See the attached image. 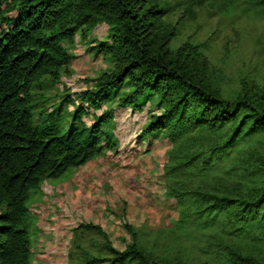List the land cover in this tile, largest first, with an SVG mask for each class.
Wrapping results in <instances>:
<instances>
[{
  "label": "trees",
  "instance_id": "16d2710c",
  "mask_svg": "<svg viewBox=\"0 0 264 264\" xmlns=\"http://www.w3.org/2000/svg\"><path fill=\"white\" fill-rule=\"evenodd\" d=\"M246 3L264 7V0ZM177 5L0 0V264H32L26 227L30 192L99 154L103 141L115 147L104 129L109 110L88 125L81 118L108 103L124 83L130 90L120 94L118 105L139 109L143 98L156 96L162 106L139 137L161 135L171 145L162 175L164 194L175 200L178 213L168 236L201 238L219 264H264V76L261 81L242 76L227 92L204 43L186 40L171 48L181 19L195 12L191 1L176 20L167 21ZM101 20L111 24L110 43L96 48L114 60L112 69L97 76L93 87L67 94L68 104L75 99L78 104L65 120L36 114L33 86L55 83L75 58L61 43L73 41L79 28L86 37ZM123 227L131 242L119 250L99 225L79 224L82 232L103 237L104 251L68 264H187L179 253L158 254L148 247L130 223Z\"/></svg>",
  "mask_w": 264,
  "mask_h": 264
},
{
  "label": "rangeland",
  "instance_id": "374dc122",
  "mask_svg": "<svg viewBox=\"0 0 264 264\" xmlns=\"http://www.w3.org/2000/svg\"><path fill=\"white\" fill-rule=\"evenodd\" d=\"M191 1L195 12L181 19L180 31L170 47L186 40L204 43L210 66L220 70L227 92L238 87L242 76L261 81L264 7L251 6L246 0H214L211 5L205 0H170L178 3V9L166 20H176ZM110 27L109 22L101 20L86 37H81L79 28L73 41L61 43L75 58L62 67L55 83L33 86L36 114L65 120L78 104L77 99L68 104L67 94L75 96L93 87L97 76L112 69L114 60L96 48L99 43H110ZM126 84L108 103L97 110L89 109L81 118L88 125L94 115L109 110L111 121L104 129L115 147L107 148L103 141L99 154L57 177L42 180L30 192L26 227L32 264L82 263L87 253L102 255L103 237L92 230L82 232L78 228L81 223L99 225L113 246L123 250L131 242L124 222L139 230L145 244L158 254L179 253L187 264H219L213 257L214 249L201 238L168 236L166 231L178 213L175 200L164 194L162 175L171 145L161 135L147 140L139 137L150 115L159 114L162 106L156 96L143 98L139 109L118 105L120 94L130 90Z\"/></svg>",
  "mask_w": 264,
  "mask_h": 264
}]
</instances>
